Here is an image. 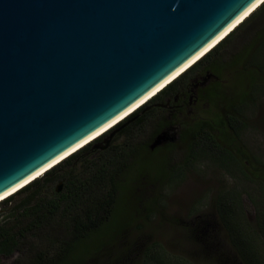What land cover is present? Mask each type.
<instances>
[{
  "label": "trees",
  "instance_id": "obj_1",
  "mask_svg": "<svg viewBox=\"0 0 264 264\" xmlns=\"http://www.w3.org/2000/svg\"><path fill=\"white\" fill-rule=\"evenodd\" d=\"M260 49L264 50V2L132 114L1 201L0 205L16 199L23 217L20 224L27 222L16 231L0 227V254L26 246L28 264H139L136 255L142 262L146 258L158 264H264V251L256 243V231L237 192L216 197L212 205L216 221L195 226L196 236L191 233L190 239L197 247L195 255L176 247L168 251L152 236L155 230L149 223L152 216L163 213L149 197L152 187L180 177L196 156H208L210 149L218 153L222 168L229 170V161H234L244 179L264 181V168L250 160L239 142L247 127L246 111L257 100L254 91L264 92V65L252 60ZM208 76L212 79L198 93L209 110L204 117L183 123L179 135L187 153L182 163L170 164L172 144L149 148L169 120L149 132L148 142L137 139L132 130L142 134L146 125H156L168 111L158 103L178 85L192 89ZM112 133L117 135L107 144L105 138ZM123 134L128 139L114 143ZM161 151L164 154L155 163ZM56 179L61 190L44 194L46 185ZM260 221L258 231L264 237V211ZM206 224H210L207 231Z\"/></svg>",
  "mask_w": 264,
  "mask_h": 264
},
{
  "label": "water",
  "instance_id": "obj_2",
  "mask_svg": "<svg viewBox=\"0 0 264 264\" xmlns=\"http://www.w3.org/2000/svg\"><path fill=\"white\" fill-rule=\"evenodd\" d=\"M258 1L0 0V202L132 114Z\"/></svg>",
  "mask_w": 264,
  "mask_h": 264
},
{
  "label": "rangeland",
  "instance_id": "obj_3",
  "mask_svg": "<svg viewBox=\"0 0 264 264\" xmlns=\"http://www.w3.org/2000/svg\"><path fill=\"white\" fill-rule=\"evenodd\" d=\"M243 43H239V46ZM252 56L255 58L252 59L254 62L264 65V50L260 49L258 52H253ZM233 74L232 79H235L237 74L235 72ZM229 76L228 74V78ZM207 79L210 81L212 77L208 76ZM254 96L257 100L246 111L247 127L241 133L239 142L249 155L250 160L264 168V92L260 89L255 90ZM199 99L201 100H198L194 106L191 105L182 115H177L168 108V111H164L163 115L155 121L156 125H146L147 131L142 134L132 130L133 134H137V139L148 142L150 140L149 132L153 131L155 126L160 127L162 123L169 120L170 122L162 126L160 133L152 139V142L159 137L160 143L158 146L167 143L172 144V151L168 154L170 164L182 163L187 153L186 146L179 135L183 123L186 121L193 122L195 117H204L209 110L207 102L202 97ZM157 112L156 118L161 113L160 110ZM162 118H165V120L162 121ZM116 135L112 133L109 137H106V143H111ZM127 139V135L123 134L118 136L114 143H121ZM100 143H103V140ZM163 154V151L156 154L154 157L155 163L160 160ZM198 156V158L196 156L193 159L187 168L183 169L180 177L173 180H162L152 187L149 197L153 199L155 207L160 208L163 212L161 215L152 216L149 220L150 225L155 230V234L152 233V236L154 235L155 239L163 244L168 251H172L176 247L183 249L185 253L187 251L195 255L197 247L195 242L190 241V239H193V234L196 236L195 226L207 223V221H216L217 212L212 208L214 207L212 205L215 198L237 192L241 195L240 198L247 208L245 215L247 221L250 227L256 231L254 235L257 240L256 243L264 251V237L258 231V223H261L260 219L264 211V190L262 189L264 181L259 182L257 179L256 181H247L236 168L234 161H229V170L222 168L219 164L218 153L213 149L209 150L208 156L203 153ZM58 185L62 186L59 179L52 181L46 185L43 193L52 195ZM142 193L145 196L147 194L146 191ZM135 194H139L138 190H135ZM17 202L14 199L0 205V227L4 226L9 228L10 231H16L26 224L27 220L22 225L20 224L23 217L19 215L21 208L18 209L15 206ZM177 218L179 221L174 222V219ZM208 227H210V224H206L204 229L207 231ZM218 231H221L220 228H218ZM210 232L212 231L207 233ZM141 257V255L135 256V260L139 264H158L155 261L146 260V258L142 262ZM29 258L30 252L26 246H22L20 250L13 251L10 254H0V264H28Z\"/></svg>",
  "mask_w": 264,
  "mask_h": 264
},
{
  "label": "flooded vegetation",
  "instance_id": "obj_4",
  "mask_svg": "<svg viewBox=\"0 0 264 264\" xmlns=\"http://www.w3.org/2000/svg\"><path fill=\"white\" fill-rule=\"evenodd\" d=\"M205 80L203 83L192 89L184 88L182 85H178L174 91H172V94L174 95V102L171 101L172 94L170 93L166 94L164 100L158 104L170 108V110L177 113V115H182L183 112H186L191 105L194 106L198 100H201L199 99L198 90L201 86L209 83V79Z\"/></svg>",
  "mask_w": 264,
  "mask_h": 264
},
{
  "label": "bare ground",
  "instance_id": "obj_5",
  "mask_svg": "<svg viewBox=\"0 0 264 264\" xmlns=\"http://www.w3.org/2000/svg\"><path fill=\"white\" fill-rule=\"evenodd\" d=\"M264 1H262V0H259L255 5H253L247 12H245L241 17H240V19L239 20H236L227 30H225V32L222 34V36L224 35V34H226L227 33V31H229L227 34H229L237 25H239L245 18H247L257 7H259L262 3H263ZM226 34V35H227ZM225 35V36H226ZM222 36H220V38L222 37ZM224 37V36H223ZM222 37V38H223ZM220 38H218V40L220 39ZM222 40V39H221ZM217 41V40H216ZM215 43V42H214ZM215 46V45H214ZM213 46V47H214ZM196 59V58H195ZM196 61H194L192 64H194ZM191 63V62H190ZM192 64H188L189 66H185V67H183L182 69H180L178 72H176L173 76H171L169 79H167L164 83H162L157 89H156V91L155 92H153V94H151L150 95V97L147 99V100H149L152 96H154L156 93H158L160 90H162L166 85H168L170 82H172L175 78H177L179 75H181L185 70H187ZM146 100V101H147ZM142 101V100H141ZM141 101H139V102H141ZM146 101H144V102H146ZM137 104H139V103H137ZM136 104V105H137ZM135 105V106H136ZM127 112V111H126ZM124 114H126V113H123L122 115H120L119 117H117V119H115L113 122H111V123H109L106 127L107 128H109L110 126H111V124L113 125V123L116 121V120H118L119 118H121ZM106 127H104L103 129H105ZM87 143V142H86ZM81 145V144H80ZM64 160V159H63ZM62 161V160H61ZM60 161V162H61ZM59 163V162H58ZM57 163V164H58ZM41 174H43V172L41 171L40 173H38V176H40Z\"/></svg>",
  "mask_w": 264,
  "mask_h": 264
}]
</instances>
